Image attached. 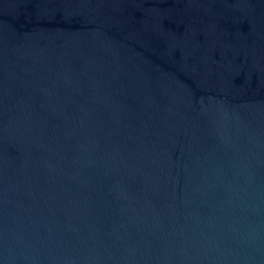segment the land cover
Wrapping results in <instances>:
<instances>
[{
    "label": "water",
    "instance_id": "water-1",
    "mask_svg": "<svg viewBox=\"0 0 264 264\" xmlns=\"http://www.w3.org/2000/svg\"><path fill=\"white\" fill-rule=\"evenodd\" d=\"M0 264H264V0H0Z\"/></svg>",
    "mask_w": 264,
    "mask_h": 264
}]
</instances>
